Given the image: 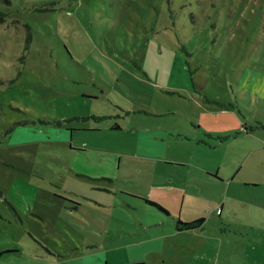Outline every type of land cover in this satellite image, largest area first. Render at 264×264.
<instances>
[{
	"label": "rangeland",
	"instance_id": "1",
	"mask_svg": "<svg viewBox=\"0 0 264 264\" xmlns=\"http://www.w3.org/2000/svg\"><path fill=\"white\" fill-rule=\"evenodd\" d=\"M0 264H264V0H0Z\"/></svg>",
	"mask_w": 264,
	"mask_h": 264
},
{
	"label": "trees",
	"instance_id": "2",
	"mask_svg": "<svg viewBox=\"0 0 264 264\" xmlns=\"http://www.w3.org/2000/svg\"><path fill=\"white\" fill-rule=\"evenodd\" d=\"M150 205H152V206L158 208L159 210H163V209H161V207H159L158 205H156L155 203H153V202H151V201H150ZM163 211H164V210H163ZM200 221H201V219H197V220H193V221H191V222L182 223L181 228H184V229H187V228H188V229H189V228L192 227V225L199 224ZM178 224H179V223H178ZM195 226H196V225H195Z\"/></svg>",
	"mask_w": 264,
	"mask_h": 264
},
{
	"label": "crops",
	"instance_id": "3",
	"mask_svg": "<svg viewBox=\"0 0 264 264\" xmlns=\"http://www.w3.org/2000/svg\"><path fill=\"white\" fill-rule=\"evenodd\" d=\"M65 138H66V136H65ZM177 166H181V165H179V164H176ZM208 176H210V174H208Z\"/></svg>",
	"mask_w": 264,
	"mask_h": 264
}]
</instances>
